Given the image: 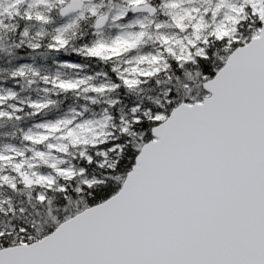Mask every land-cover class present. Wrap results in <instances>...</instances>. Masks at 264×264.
Here are the masks:
<instances>
[{
    "label": "snow or ice",
    "instance_id": "6c2138e0",
    "mask_svg": "<svg viewBox=\"0 0 264 264\" xmlns=\"http://www.w3.org/2000/svg\"><path fill=\"white\" fill-rule=\"evenodd\" d=\"M59 3L70 18L45 47L60 68L103 70H13L86 96L41 121L54 99L0 95V120H35L0 146V264H264V0H126L111 38L90 5L94 38L79 44L65 32L85 6Z\"/></svg>",
    "mask_w": 264,
    "mask_h": 264
},
{
    "label": "clouds",
    "instance_id": "9594fccd",
    "mask_svg": "<svg viewBox=\"0 0 264 264\" xmlns=\"http://www.w3.org/2000/svg\"><path fill=\"white\" fill-rule=\"evenodd\" d=\"M8 2L9 0H0V6L7 7ZM81 3L84 4L85 11L82 14H72V18H75L76 15H80V19L76 21L75 28L66 30L65 32L66 37L71 43L75 44L79 41L85 31V25L91 26L94 24V19L87 12V8L90 5H96L99 13H103L109 17V21L106 23V27L103 30L105 35L117 34L120 31V27L112 22L110 18L119 8L126 5V0H81ZM19 9L21 11H31L33 20L28 21L21 17L16 18L15 23H13V16L9 17L8 15H4L0 17V53L5 54L4 58L8 62L6 65H0V81H3L5 85L11 82L12 88L16 92V99L19 101L25 102L34 97L48 100L55 95L56 103L54 107L59 109L64 99L68 98L67 93L62 92L54 86L45 84L35 76L26 75L23 79L17 80L13 77L12 72L19 67L17 61L21 59V50L30 49L29 45L33 41L42 45L45 41L54 36L56 34V29L66 24L70 17L62 12V6L59 0H47L46 3L35 5H33L32 2L26 5L25 0H21ZM12 11L15 13L17 9L13 8ZM37 13L43 15L46 18V22L36 21L35 15ZM61 21H63L62 24L60 23ZM123 22L127 23V21ZM21 24L24 25V29L18 31L17 26ZM28 55L31 56L32 59V63L29 64L43 75H47L50 80H66L73 75H78L68 70L58 69L55 63V55L47 49L38 55H32L29 51ZM29 81L32 82L29 83ZM93 82L96 83L98 81L94 80ZM4 89L5 87L0 85V91ZM85 96L86 93L83 91L80 93H72L73 102L79 103V100L76 98L79 97L85 100ZM46 114L47 113H45V115ZM25 117L34 119L32 116H29L27 112L25 113Z\"/></svg>",
    "mask_w": 264,
    "mask_h": 264
},
{
    "label": "rangeland",
    "instance_id": "374dc122",
    "mask_svg": "<svg viewBox=\"0 0 264 264\" xmlns=\"http://www.w3.org/2000/svg\"><path fill=\"white\" fill-rule=\"evenodd\" d=\"M26 5L30 4L32 2V0H25ZM31 14L32 12L29 11ZM25 14V11H24ZM33 15V14H32ZM132 14L129 13V16H131ZM126 21V20H125ZM63 23V21H61V24ZM106 27V26H105ZM104 27V28H105ZM103 28V30H104ZM121 31V28H120ZM119 31V32H120ZM95 33V32H94ZM104 34V31H103ZM116 34H111V35H105V38H111L114 37ZM65 61H62L61 63H63ZM66 62L69 63H75L76 61H72V60H67ZM58 69L60 70H68L71 73H77L78 75H73L71 77H69L67 80H76V79H82L84 76L86 75H95L96 72H91V70L89 68L86 69V67L82 64V67L78 70H71V69H66V68H60L59 65L57 66ZM0 85H3V87H12L11 82H9L8 84H3V81H0ZM49 86H53L51 83L48 84ZM4 92L0 91V95H3ZM69 96V101L64 99L62 105L60 106L59 109H56L55 107H51L48 110L42 111L40 113L39 119L41 121H45L47 120L50 116H52L54 113L57 115V117L62 116L65 112H67L68 108L65 107L66 105L69 107H74V106H78L79 104H83L85 103V101L83 99H80L79 97H77L76 99L79 100V103H74L73 102V98H72V93H67ZM50 99H54L56 100V96L53 95ZM68 99V98H67ZM49 100V99H48ZM48 100H44L41 99L40 97H34L31 100H27L24 102V106L26 107L28 104L32 103V102H38V103H46ZM17 106H19V100L17 99ZM6 107V106H5ZM45 113H47L45 115ZM29 116H31L30 113H28ZM35 122L34 119H28L25 117V115L22 118V121L19 122V126L24 125L23 127H18V121L15 120H2V125H4V128H8L4 133H0V146H2L4 143H19L20 137H21V130L26 131L29 127L32 126V124ZM35 130V129H34ZM13 133H15V135H13Z\"/></svg>",
    "mask_w": 264,
    "mask_h": 264
},
{
    "label": "trees",
    "instance_id": "16d2710c",
    "mask_svg": "<svg viewBox=\"0 0 264 264\" xmlns=\"http://www.w3.org/2000/svg\"><path fill=\"white\" fill-rule=\"evenodd\" d=\"M21 17H23L25 20H27L25 14H24V11H21L19 9L18 14H14L13 15V23H15V19L16 18H21ZM17 28H18V31H22L24 29V25L23 24L18 25ZM84 28H85V31L83 32V34H82L81 38L79 39V41L76 42L75 44H79V42L82 41V40L90 41L91 39L94 38V32H95L94 27L92 25L91 26L85 25ZM45 43H46V41L41 45V48H40L39 52H34L31 49L21 50V52H20L21 59H19L17 61V64L20 65V64H23V63H27V64L32 63L31 56L28 55L29 51L32 53V55H38L39 53L44 52L45 49H47L45 47ZM4 57H5V54L0 53V65H6L8 63L7 60ZM70 60L76 61L74 59H70ZM62 61H64V60H58L57 61L55 59L56 66H58L59 63H61ZM82 64L85 67L87 66V68H89L91 70V72H96L98 70H103V65L101 63L96 62V61H89L87 59H83ZM66 100L69 101V96H68V99H66ZM2 124H3L2 120H0V133H4L9 128V127L8 128H4V125H2ZM17 126L18 127H23L24 125H21V126L17 125Z\"/></svg>",
    "mask_w": 264,
    "mask_h": 264
},
{
    "label": "water",
    "instance_id": "95a60500",
    "mask_svg": "<svg viewBox=\"0 0 264 264\" xmlns=\"http://www.w3.org/2000/svg\"><path fill=\"white\" fill-rule=\"evenodd\" d=\"M105 26H106V25H105ZM105 26H104V27H105Z\"/></svg>",
    "mask_w": 264,
    "mask_h": 264
}]
</instances>
